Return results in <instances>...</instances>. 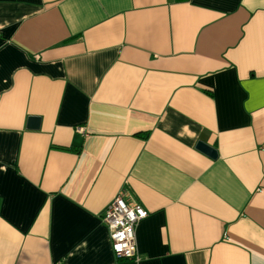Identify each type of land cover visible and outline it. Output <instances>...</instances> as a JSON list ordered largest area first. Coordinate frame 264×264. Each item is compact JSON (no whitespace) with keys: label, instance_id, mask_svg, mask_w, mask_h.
<instances>
[{"label":"crops","instance_id":"1","mask_svg":"<svg viewBox=\"0 0 264 264\" xmlns=\"http://www.w3.org/2000/svg\"><path fill=\"white\" fill-rule=\"evenodd\" d=\"M0 264H264V0H0Z\"/></svg>","mask_w":264,"mask_h":264},{"label":"built area","instance_id":"2","mask_svg":"<svg viewBox=\"0 0 264 264\" xmlns=\"http://www.w3.org/2000/svg\"><path fill=\"white\" fill-rule=\"evenodd\" d=\"M149 211L131 194L120 192L105 208L103 221L117 257L139 262L137 225Z\"/></svg>","mask_w":264,"mask_h":264},{"label":"water","instance_id":"3","mask_svg":"<svg viewBox=\"0 0 264 264\" xmlns=\"http://www.w3.org/2000/svg\"><path fill=\"white\" fill-rule=\"evenodd\" d=\"M28 126L30 128L38 129L40 126V117H37V116L30 117ZM196 147H197V149H199L200 151L207 154L208 156H210L213 159H216L218 157L217 149L214 146L206 143L203 140L198 141Z\"/></svg>","mask_w":264,"mask_h":264},{"label":"trees","instance_id":"4","mask_svg":"<svg viewBox=\"0 0 264 264\" xmlns=\"http://www.w3.org/2000/svg\"><path fill=\"white\" fill-rule=\"evenodd\" d=\"M144 136H147V135H144Z\"/></svg>","mask_w":264,"mask_h":264}]
</instances>
